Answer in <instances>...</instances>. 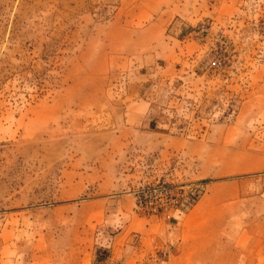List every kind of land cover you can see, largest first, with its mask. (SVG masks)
Instances as JSON below:
<instances>
[{
    "label": "rangeland",
    "instance_id": "1",
    "mask_svg": "<svg viewBox=\"0 0 264 264\" xmlns=\"http://www.w3.org/2000/svg\"><path fill=\"white\" fill-rule=\"evenodd\" d=\"M0 264H264V0H0Z\"/></svg>",
    "mask_w": 264,
    "mask_h": 264
},
{
    "label": "built area",
    "instance_id": "2",
    "mask_svg": "<svg viewBox=\"0 0 264 264\" xmlns=\"http://www.w3.org/2000/svg\"><path fill=\"white\" fill-rule=\"evenodd\" d=\"M170 190L166 187H158L157 189L154 188V190L151 192V197L157 199L158 197L162 196H169Z\"/></svg>",
    "mask_w": 264,
    "mask_h": 264
}]
</instances>
